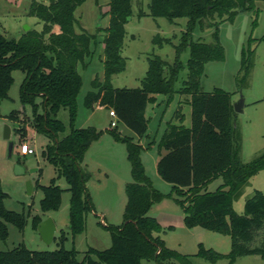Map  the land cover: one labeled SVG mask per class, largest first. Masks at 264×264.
I'll use <instances>...</instances> for the list:
<instances>
[{
  "label": "trees",
  "instance_id": "16d2710c",
  "mask_svg": "<svg viewBox=\"0 0 264 264\" xmlns=\"http://www.w3.org/2000/svg\"><path fill=\"white\" fill-rule=\"evenodd\" d=\"M83 1L32 0L29 14L43 23L42 29L24 31L18 39L0 33V100L8 98L13 82L12 71H23L19 99L22 105L28 104L32 108L30 125L49 140L42 155L56 167V176L64 177L67 182L70 192L68 222L72 236L83 232L87 214L95 211L86 185L89 174L81 163L91 143L102 134V130L94 126L74 125L76 98L82 85L77 66L78 63L86 64L85 59L91 53L90 44L95 37L83 29H75L74 11ZM256 1L150 0L149 11L141 10L139 15L162 16L169 21L187 17V29L175 45L173 63L157 55L149 57L139 87L116 88L111 84V77L125 68L121 49L124 23L131 15L132 0H110L109 22L103 38V81L92 80L94 90L88 91L84 99L86 108L100 106L113 110L116 119L139 137L147 135V106L156 102L157 94L168 96L167 101L172 98L174 82L183 68L180 56L188 49L187 79L176 92L189 95L186 101L191 108L190 126L183 124L184 114L179 105L157 143L159 158L156 171L172 185V193L176 195L173 198L183 208V221L187 227L201 226L230 236L231 249L227 254L199 245L198 255L213 262L227 257L232 264L238 256L252 254L264 258V190H256L245 200L242 213H237L232 205L236 191L248 178L264 169V152L249 162H241L235 138L232 93L221 88L203 91L199 87L205 63L222 59L223 47L216 34L215 41L208 43L192 40L191 31L196 22L203 25L206 20L208 25H216V15L221 19L224 16L231 18L236 13L235 8L248 10L255 6ZM153 41L158 45L171 43L170 38L159 35L154 36ZM247 62L243 52L242 66L247 67ZM62 108L68 113L69 131L65 134L62 133L66 126L57 117ZM18 113V110H13L8 117L16 119ZM107 130L115 140L126 143L132 177L124 187L126 203L122 223L104 226L110 233V246L105 249L90 247L83 258L78 259L75 248H64L66 237L62 234L58 249L31 250L18 245L0 250V264H142L143 259L163 264L167 259L180 256L165 245L158 235L162 226L149 215L153 203L173 196L172 193H161L153 186L140 159L141 150L151 147L155 141H149L143 147L132 137L122 136L116 125ZM17 131L22 139L25 127ZM17 162L20 163V157ZM217 177L222 178V183L215 190H205L207 184ZM35 185L43 192L40 210L43 213L57 210L63 189L55 184V178L49 185H40L38 180ZM6 196L0 185V239L8 234L7 222L20 229L25 225L23 212L5 208L3 200ZM41 220L40 215H34L33 226L37 228Z\"/></svg>",
  "mask_w": 264,
  "mask_h": 264
},
{
  "label": "rangeland",
  "instance_id": "374dc122",
  "mask_svg": "<svg viewBox=\"0 0 264 264\" xmlns=\"http://www.w3.org/2000/svg\"><path fill=\"white\" fill-rule=\"evenodd\" d=\"M32 0H0V33L8 38L18 39L29 29L40 31L43 23L29 14V5ZM48 2V0H38ZM110 0H84L74 11L76 18L75 29H83L95 37L90 44L91 53L86 57V64L78 63V72L82 77V85L76 98L77 112L74 121L75 127L94 126L102 130L100 138L91 143L85 153L81 167L89 174L86 183L95 211L89 212L83 232L72 236L68 222V207L70 192L64 177L56 176V167L43 155L42 151L48 143V138L37 133L30 121L32 108L22 105L19 99V86L24 78V72L13 70V82L8 90V98L0 100V185L7 196L3 200L5 208L25 215L23 229L7 222L8 234L0 239V250H9L18 245H24L31 250H54L60 247L59 236L64 234L63 246L66 249L75 248L78 259H82L85 251L92 247L105 249L110 246L111 238L105 225H118L123 221V211L126 203L124 187L132 180L130 162L127 159L126 143L115 140L107 130L113 128L111 120L116 122L117 130L122 136L132 137L146 147L149 141L155 142L151 147L140 152V159L146 175L151 179L153 186L164 194L172 193V185L163 180L156 171V161L159 158L157 143L172 119L174 111L181 105L184 114L183 124L190 126V105L186 99L189 95L176 92L184 80L187 79L188 49L180 56L183 68L179 72L173 88L172 98L157 94V102L148 104L146 116L148 118L147 135L139 137L116 117L110 116L104 107L95 106L88 109L84 99L88 91L94 90L92 80L97 78L103 81V38L105 28L109 22ZM150 0H132V12L124 23L125 35L121 55L125 58V68L112 75L113 87L135 88L140 86V80L148 67V58L160 56L168 63L175 60V45L180 42L181 36L187 29V17H178L169 21L162 16L153 17L148 14L139 15L140 11L148 12ZM236 13L221 19L215 16L216 25L196 22L192 31V40H201L208 43L215 41L222 45L224 56L220 60H211L205 63L199 79V87L203 91L221 88L232 93L233 103L240 97L243 104L240 110L235 111L234 127L238 145L239 158L246 163L264 152V0H257L253 8L248 10L234 9ZM57 28V27H55ZM159 35L170 38L171 43L158 45L153 41ZM243 52L248 58L247 67L242 66ZM39 102V99H36ZM13 110H18V120L8 117ZM57 117L65 124V134L69 131L68 113L60 109ZM176 122V120H172ZM10 128V137L4 138L5 127ZM25 127V133L31 140L19 141L18 128ZM61 134V135H62ZM13 142V149L9 155V142ZM22 142H27L34 150V154L22 155L17 148ZM163 152V150H162ZM19 155L20 163L17 162ZM16 164L23 168V172L16 173ZM52 178L55 184L63 191L60 207L57 210L42 212L39 201L43 197L42 190L35 185H49ZM31 181L33 189L29 194L26 182ZM222 183L217 177L207 184L205 190H215ZM256 190H264V169L247 179L236 191L232 205L237 213L243 212L246 199L253 196ZM173 196H167L153 203L149 215L155 217L162 226L158 235L165 245L180 254L178 258H170L163 264H231L227 257L210 261L198 255L199 245L205 248L227 254L231 249V238L227 234L215 232L201 226L187 227L183 221L184 211ZM42 219L51 217L56 224L54 239L44 242L33 226L34 215ZM94 257V256H93ZM95 258V257H94ZM101 264H106L101 262ZM142 264H157L155 260L143 259ZM232 264H264V258L259 255L238 256Z\"/></svg>",
  "mask_w": 264,
  "mask_h": 264
},
{
  "label": "water",
  "instance_id": "95a60500",
  "mask_svg": "<svg viewBox=\"0 0 264 264\" xmlns=\"http://www.w3.org/2000/svg\"><path fill=\"white\" fill-rule=\"evenodd\" d=\"M24 28H25V31L29 30L28 26H25ZM242 104H243V99L242 97H240L238 101L233 103L234 111L240 110ZM9 137H10V128L6 126L5 131H4V138L8 139ZM12 149H13V142L10 141L9 142V155L11 154ZM15 172L16 173L23 172V168L20 167L19 164H16ZM26 189L29 194L32 192L33 186H32L31 181L29 180L26 182ZM37 230L39 232L41 239L44 242L49 243L54 238V233L56 231V225L51 217H46L37 224Z\"/></svg>",
  "mask_w": 264,
  "mask_h": 264
},
{
  "label": "built area",
  "instance_id": "2783aa9c",
  "mask_svg": "<svg viewBox=\"0 0 264 264\" xmlns=\"http://www.w3.org/2000/svg\"><path fill=\"white\" fill-rule=\"evenodd\" d=\"M109 115L115 117V113L113 110H109ZM111 126H115L116 122L111 121ZM18 153L22 155H27V154H34L35 150L27 143V142H22L18 146Z\"/></svg>",
  "mask_w": 264,
  "mask_h": 264
},
{
  "label": "crops",
  "instance_id": "0c3cea01",
  "mask_svg": "<svg viewBox=\"0 0 264 264\" xmlns=\"http://www.w3.org/2000/svg\"><path fill=\"white\" fill-rule=\"evenodd\" d=\"M156 102H157V97H156ZM148 107V106H147ZM147 110V109H146ZM108 114H109V111H108ZM14 120H16V121H20V120H18V118H16V119H14ZM111 121H113V120H111ZM19 133V132H18ZM23 139H25V140H27V141H29V140H31V137H30V139H29V137L26 135V133H25V136L23 137ZM23 139H20V133H19V141L20 140H23ZM17 153H18V148H17ZM21 156L22 155H19L18 157H20L21 158ZM23 157V156H22ZM157 162V161H156ZM94 210H95V208H94ZM54 221V220H53ZM55 223V222H54ZM56 225V224H55Z\"/></svg>",
  "mask_w": 264,
  "mask_h": 264
}]
</instances>
